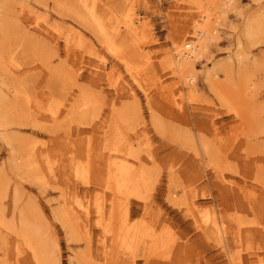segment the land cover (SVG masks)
I'll use <instances>...</instances> for the list:
<instances>
[{
    "label": "rangeland",
    "instance_id": "374dc122",
    "mask_svg": "<svg viewBox=\"0 0 264 264\" xmlns=\"http://www.w3.org/2000/svg\"><path fill=\"white\" fill-rule=\"evenodd\" d=\"M234 1L220 42L197 65L198 93L188 95L164 61L183 31L180 46L210 18L205 0H0L1 222L18 227L22 215L26 232L39 227L58 245V264H264V37L244 42L251 81L239 98L252 127L204 80L232 60L243 19L264 17V0ZM91 11L120 61L92 32ZM81 102L93 106L87 115ZM112 161L144 172L140 201L107 188ZM100 204L107 217L126 205L127 225L161 236L167 249L148 254V239L134 251L118 246L97 226ZM68 208L86 225L77 238L57 220ZM210 216L221 244L205 226ZM30 253L0 226V264ZM252 253L263 259L248 263Z\"/></svg>",
    "mask_w": 264,
    "mask_h": 264
},
{
    "label": "bare ground",
    "instance_id": "6f19581e",
    "mask_svg": "<svg viewBox=\"0 0 264 264\" xmlns=\"http://www.w3.org/2000/svg\"><path fill=\"white\" fill-rule=\"evenodd\" d=\"M205 2L207 3V10L210 12V18L208 15L207 18L203 17L201 22H194L191 29L196 34L195 37L190 36L191 39L180 46L179 43L184 37L183 31L181 39H176L175 44L177 46L172 45V48H179L174 52H167L164 61L166 69L171 72L173 77L179 80L181 89L187 91L188 95L198 93L196 81L198 77L197 65L206 58L210 47L220 42L221 33L224 31L223 25L229 20L230 14L235 11L234 0H205ZM29 14L34 15L32 11H29ZM91 17L94 25L92 27V32L104 38L103 43L109 53L120 61L121 58L118 47L108 38V32L102 27L100 21L93 16L92 11ZM132 21L131 15H127L125 25L129 27L132 25ZM243 22L242 34L237 35L235 38V51L232 60L214 66L215 71H207L204 80L222 105L236 112V116L240 117L248 126L252 127L253 122L251 121L253 120L254 114L247 111V109L241 105V99L239 98L241 89H245L247 85L249 86L251 81V74L247 63V50L244 48V42L250 44L256 39L264 37V17L263 14L256 12L244 18ZM185 47H189V50L185 51ZM123 63L125 64L126 62ZM125 68L127 71L130 70L128 64H125ZM4 69L7 70V68ZM218 72L222 73L224 76L222 82L215 80ZM235 78L240 82V86L232 89V82ZM92 107L91 103L81 102L77 110L87 115V113L90 112L89 108ZM1 120L2 118H0V121ZM55 120L56 119H53V121ZM120 120L119 118L116 121L119 122ZM119 129V126L113 128L116 136L120 133ZM256 129H258V127H256ZM257 131L263 133L264 129H258ZM117 138H119V135L116 139ZM6 141H9V139ZM121 144L120 142V145ZM115 147L119 148V145L116 144ZM128 155L131 158H135L133 154L129 153ZM109 167L112 171L107 180V188L127 201L130 199L140 201L143 198L142 189L146 186L144 172L142 170L135 171L134 168L126 162L117 163L112 161ZM83 170L85 169L76 170L75 175L77 177H82L84 173ZM37 180L41 182L39 177H37ZM15 199L16 198H14V200ZM96 209L99 215L97 226L101 230V233L112 234L118 246L129 251H134L138 245L145 244L148 239V254L157 255L164 249H167L161 236L149 232L142 226L127 225L126 205H114L108 217L104 214L101 204L97 205ZM34 213H36L35 216L40 217L38 210H35ZM58 216L57 220L70 238H77L79 230L86 228V225H83V227L81 226L79 218L72 208L59 211ZM1 219L3 220V218ZM1 219L0 226L12 233L15 237L21 239L30 249V256L21 258L24 262L28 261L31 264H58V245L55 242L48 241L44 232H42L39 227L33 229V233L30 234L26 232V229L27 231L30 229L27 228L29 223L22 215L19 218L18 227L3 224ZM204 223L211 235H213L215 242L221 244L220 241L224 234L222 232L224 231L223 228L217 225L213 216L206 217ZM221 233L222 235H220ZM258 255L259 254L254 253L249 254L247 262L252 263L254 261H261L263 258ZM227 258H230V256ZM23 261L20 262L17 260L16 264L22 263ZM89 264L93 263L91 262Z\"/></svg>",
    "mask_w": 264,
    "mask_h": 264
},
{
    "label": "built area",
    "instance_id": "2783aa9c",
    "mask_svg": "<svg viewBox=\"0 0 264 264\" xmlns=\"http://www.w3.org/2000/svg\"><path fill=\"white\" fill-rule=\"evenodd\" d=\"M189 50V47H185V51H188Z\"/></svg>",
    "mask_w": 264,
    "mask_h": 264
}]
</instances>
